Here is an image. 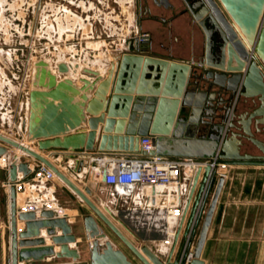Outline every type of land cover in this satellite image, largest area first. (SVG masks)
<instances>
[{
	"label": "water",
	"instance_id": "obj_1",
	"mask_svg": "<svg viewBox=\"0 0 264 264\" xmlns=\"http://www.w3.org/2000/svg\"><path fill=\"white\" fill-rule=\"evenodd\" d=\"M183 2L206 36L204 55L199 61L181 63L145 56L146 47L138 43L134 53L114 57L120 61L108 78L99 69L92 70L60 58L54 63L41 59L34 64L29 109L21 123L22 137L30 145L0 133V158L9 161L7 182L16 183L19 174L23 179L33 174L29 161L22 157L27 156L48 166L92 213L82 219V231L77 232L82 238L79 246L70 248V244H77L74 228L77 229L79 223L70 224L66 217L57 216L52 209L42 210L40 219L36 218L35 211L18 213L17 193L12 185L8 190L9 264L39 262L50 257L76 262L82 257L80 248L85 247L90 264H179V257L173 258L191 199L176 232L175 243L167 258H163L148 246H135L111 219L110 210L103 211L92 200L93 191L89 186L79 187L44 156L54 151L82 152L79 157L82 166L96 151L99 154L146 155L140 149V142L147 136L152 137L155 147L149 155L206 159L218 155L216 166L205 168L191 218L183 232L186 238L197 213L189 264H204L203 251L226 184V176H217L219 165L264 166V141L255 137L252 130L253 120L264 123V0ZM234 23L240 27L244 38ZM247 44L255 45L258 59L250 61ZM153 70L154 83L149 88L148 77ZM176 73L179 82L174 87L170 80ZM76 82L82 86H77ZM201 88L218 89L228 95L234 105L242 99L250 108L240 122L242 128L228 122L231 108L219 116L220 123L214 124V111L207 108L210 97L207 90ZM207 126H211V132L200 135ZM244 140L254 145L259 153L242 152ZM73 157L72 154L67 156ZM202 171L200 168L195 176L194 189ZM101 181L105 183L106 171L102 172ZM142 189L144 194L150 191L153 195L152 205H156V195L164 194L150 184L142 185ZM157 211L161 213L160 209ZM18 220L25 221V230L18 232ZM164 220L167 222L168 216ZM43 228L51 237L52 246H45V239L40 238ZM57 230L62 234L58 236ZM112 234L135 256L134 260L117 246ZM55 245L60 247L58 252ZM186 256L185 252L184 260Z\"/></svg>",
	"mask_w": 264,
	"mask_h": 264
},
{
	"label": "crops",
	"instance_id": "obj_2",
	"mask_svg": "<svg viewBox=\"0 0 264 264\" xmlns=\"http://www.w3.org/2000/svg\"><path fill=\"white\" fill-rule=\"evenodd\" d=\"M34 2L35 0H33V3ZM43 2L46 1L43 0ZM56 3H58V5L65 4L68 8L72 5L74 8V12L72 11L73 13L71 12V14L74 15L76 19L75 29L73 30V35L76 39L75 42L67 43L69 39L67 32L65 31L63 33V31H61L62 29L59 27L56 30H52L50 21L49 24L46 25L45 12L47 10L51 13L58 12L56 9L58 5L54 7L55 11L51 4H46L47 6H45V3L43 4L44 30L42 32L46 35L48 43L46 46H43L44 48L38 51L39 48L34 40L33 42L35 44H33L34 47L32 50L27 49L23 44L12 45L7 42L5 38L4 42L0 41V83H10L11 86L12 84H17L15 88L7 85V89L4 88L6 89V94L3 93L2 90L0 91V99L6 108V111L0 113V126L3 129H16L18 132L21 131L22 120L25 118L29 109L28 96L29 92L32 90L33 67L34 64L41 59L50 61L51 63H54L58 58L65 61H75L78 62L80 66H87L92 70H101L103 75L108 78L116 71L118 62L120 61V59H117V61L114 57L125 53H134V48L138 46V43L146 47V51L143 53L145 56L168 61L190 63L199 61L204 55L206 36L201 26L188 12L183 0H74V3L72 0H58ZM79 19L80 23L78 22ZM263 22L264 14L262 17V23ZM234 24L240 35L244 38L240 27L236 23ZM12 31H15V29L10 28L8 30L4 26L0 27V34H12ZM143 34H148L150 36L148 42H140V38ZM116 36H119L117 42L115 41ZM53 39L58 42L57 46L52 44ZM16 48H18L17 51H15ZM37 53L39 55H36ZM21 68H25L26 71L28 70V77H25L27 79L19 77ZM153 75L154 70L151 71L148 77L150 78L148 82L149 88H151L154 83ZM59 78L63 79L64 77L59 76ZM27 80L30 84L28 87L26 86L25 89L23 86ZM170 82L171 85L175 87L179 82V75L177 73L174 74ZM76 85L79 87L82 86L79 82H76ZM201 89L207 90L208 96L210 97L211 102L210 105H207V108L213 109L214 111L212 114L214 124L220 123L219 116L223 115L226 110L231 108L228 122H234L237 128H242L240 122L243 120V116L246 117L248 112H250V108L244 105L242 99H239L238 103L234 105V103H231V98L228 95L220 93L218 89ZM203 114L207 115V112L204 111ZM205 128V131L199 132L200 135H208L209 132H211V126ZM88 130L89 129H86V131ZM252 130L255 137L264 141V123L253 120ZM234 131L237 130L234 129ZM99 134H101V130H99ZM25 142H27L26 138H24V143ZM243 143L241 151L252 153L247 150L248 144L244 141ZM26 144L30 145L28 142ZM71 154L74 157L67 158V156ZM81 154L83 153L54 151L47 152L44 156L79 187L83 188L84 186H89L93 191L92 200L97 203L103 211L106 209L110 210L113 216L111 219L116 217L114 211L120 199L124 202L132 200L136 206H140L142 210L149 212V215L146 216L149 222L146 223L147 226L145 229L152 235L136 239L133 232L129 234L126 233L124 229L119 228L135 246H148L152 251L158 254V256L167 258L175 243V237L170 236L169 233L178 230L183 218V216L182 218L173 217L169 215L167 211L176 207H181L185 212V208L191 199L182 234L176 243V250L173 258V260H176L179 257L182 244L185 240L183 232L186 230V224L191 218L206 167L202 168L203 171L198 178L195 189V176L198 170L193 176L186 173L184 178L185 184H181L179 188L173 186L167 188L156 187L160 193L164 194L156 195V205H152L153 195L150 191L144 194L142 185L138 186L132 196L129 197L118 195L113 189L108 195L104 190L106 185L92 171V164H94V161L92 159L90 161H84V164L81 166L82 161L79 158ZM126 155L130 154L108 152L99 154L96 151L93 154V159L104 156ZM22 157L24 160L29 161L31 168H36L38 165V162L35 160L24 155ZM196 159L209 160L206 158ZM0 160L5 163V165L3 164L2 166V173H0L1 185L8 180L9 161L8 158L5 159L3 157H1ZM228 167L236 168L241 166ZM248 167L264 168V166ZM81 168L82 172H79ZM18 177L19 180L23 179L22 174H19ZM188 181H190L189 185ZM244 190L245 189L241 188L237 191L228 188L225 184L203 251L202 259L204 260V264H264V229L262 231L256 230V232L253 230L251 234L245 236L243 230L240 228L248 225L240 223L244 212H238L240 210L243 211L244 208L240 209L237 202L230 201L233 199L230 197L231 195L241 194ZM6 193V218L0 221V234L2 238V242H0V264H5L7 260L9 264V258L11 256L10 200L7 189ZM251 193L260 197L254 198L251 201L246 200V202H251V206L254 205L250 213L252 219L255 221L257 220L256 223L254 221V223L250 225L254 227L263 226L264 228L263 223L259 224V220L264 217V187L258 190L252 189ZM241 202L244 203L245 200ZM27 205L37 206L35 210L37 219L41 218L40 212L42 210L52 209L57 212V216L66 217L70 224L74 225L79 223V227L77 229L74 228V232L76 233L82 231L81 225L83 217L92 213L88 206L58 177L46 183H37L33 180L26 182L23 191L17 194L18 213L23 211V208ZM159 209L161 212L164 210L163 215H161L162 213L158 215L153 214V211L155 212ZM167 215L168 221L164 227L160 222L164 220ZM25 228V221L18 220V232L25 230ZM61 234V231L57 230V235L59 236ZM77 236V244H70V248H77V246H79L78 244L81 242L82 238L80 237V233H77ZM40 238L45 239V246L53 245L51 237L47 235L46 228L41 229ZM113 240L131 259H135V256L132 255L119 239L113 238ZM54 247L56 252L60 250L59 246L55 245ZM80 250L82 257L76 262L70 259L50 257L44 261L20 264H90L87 247L84 249L80 248Z\"/></svg>",
	"mask_w": 264,
	"mask_h": 264
},
{
	"label": "built area",
	"instance_id": "obj_3",
	"mask_svg": "<svg viewBox=\"0 0 264 264\" xmlns=\"http://www.w3.org/2000/svg\"><path fill=\"white\" fill-rule=\"evenodd\" d=\"M17 0H6L5 4L0 0V4H3V7L7 8V4L13 5ZM35 3V2H34ZM34 3L29 5L27 9L35 10ZM45 3V6L51 4L53 9L58 5L54 0H48ZM43 3V4H44ZM56 3V4H55ZM47 4V5H46ZM43 8V7H42ZM67 6L65 4H59L56 9L58 12L51 13L46 11V25L49 24V21H55V14L58 16H63L67 14ZM55 10V9H54ZM9 12V13H6ZM56 11V10H55ZM5 13L9 14L8 17H3L7 22L13 24L14 21H18V18L15 17V13L5 9ZM60 13V14H59ZM4 14V13H3ZM2 15V14H1ZM2 17L0 16V19ZM34 22V21H33ZM31 22V23H33ZM0 23L2 24L1 20ZM24 24L25 21H22ZM16 26V25H15ZM15 28H18L16 26ZM32 30V27L29 26V32ZM32 32V31H31ZM18 31H12V34H17ZM150 36L148 34H143L140 38V42H148ZM12 45H17L14 41L9 42ZM34 42L23 44L27 49L32 50L34 47ZM248 51L250 53V61L258 59L255 53V45L247 44ZM16 48L15 51H17ZM21 142H24V137L21 138ZM140 149L142 152L147 153L146 155H126V156H110V157H96L92 158L94 164H92V171L99 177L101 180L102 172L106 171V181L105 185L111 187L118 195L129 197L132 196L134 191L138 186L144 184L154 185L158 188H167L170 186L179 188L181 186V178L184 173L195 174L200 168L210 166L213 169L218 160V155L213 159L202 160L192 157H172L160 154L149 155L151 151L155 150V147L152 143V137H144L140 142ZM228 166L225 164L219 165L217 176H225L222 172L223 169H226ZM56 174L46 165L38 163L36 168H33V174L27 179L18 180L16 183L12 184L10 182H4L2 186L9 190V188L14 185L16 193L19 194L23 191L25 183L33 180L37 183L50 182L56 179ZM207 188V184L205 190ZM204 190V193H205ZM203 193V194H204ZM49 206L48 204H45ZM37 208L36 205H27L23 208V211H35ZM167 213L176 218H182L184 215V209L181 207H176L167 211ZM168 216V215H167ZM197 222V213L193 219L191 226L188 229V235L186 236L184 243L182 245L181 252L179 254V264H189L192 260V250L195 241V229ZM197 230V229H196ZM176 231L169 233L170 236L175 237ZM169 242V241H167ZM187 253L186 259H183V256Z\"/></svg>",
	"mask_w": 264,
	"mask_h": 264
},
{
	"label": "rangeland",
	"instance_id": "obj_4",
	"mask_svg": "<svg viewBox=\"0 0 264 264\" xmlns=\"http://www.w3.org/2000/svg\"><path fill=\"white\" fill-rule=\"evenodd\" d=\"M11 3V0H9ZM44 1H48V0H44ZM55 2H58V0H54ZM6 2V0H3L2 3ZM72 2L74 3V0H72ZM7 3V2H6ZM43 0H35V10L32 11L31 9H27V7L29 5L33 4V0H17L13 5L11 4H7V8L10 11H13L15 13V17L18 18V21H14L13 24L7 22V20L3 19V17H8L9 13L6 11L5 13V7H3V4H0V16L2 17L0 20L2 22V24L0 23V27L4 26L6 27L8 30L10 28L15 29L18 31L17 34H8V35H4V34H0V41L4 42V38L7 40V42H12L14 41L16 44H26V43H30L31 41L36 43V45L38 46L39 50L44 48L43 46H46L48 41L46 39V35L43 34ZM70 8H67V14L64 16H58L57 14H55V18H56V22L52 21L50 22V27L52 30H56L58 27L60 29H62L61 31H63V33L66 31L68 34V42L67 43H73L75 42V37L73 35V30L75 29V17L74 15L71 14V12H74V8L72 5L69 6ZM72 12V13H73ZM4 13V14H3ZM2 14V15H1ZM22 21H25V23L23 24ZM34 21V22H33ZM46 21V20H45ZM33 22V23H31ZM78 22L80 23V19L78 20ZM18 26V28L16 29L15 27ZM32 27V32L28 31V27ZM47 29V28H46ZM59 30V29H58ZM68 30V31H67ZM71 35V36H69ZM119 36L115 37V41L117 42ZM53 43L56 46L58 45V42L55 41V39L52 40ZM34 43V44H35ZM37 51V52H38ZM36 55H39L38 53ZM28 71V70H27ZM25 68H21L20 71V78H25L28 77V73H27ZM27 73V75H26ZM27 79V78H25ZM29 82L27 80V82H25L24 84V88L26 89V86H29ZM15 88L16 87V83L15 84H11L10 83H4L1 82L0 83V91L2 90L3 93L6 94V89L8 86ZM15 85V86H14ZM6 88V89H4ZM5 105L2 104V100L0 99V113L5 110ZM1 117V116H0ZM1 122V119H0ZM0 133H2L3 135L10 137L14 140L17 141H21V131H16V129H3L0 126ZM244 142L247 145V150H249L252 153H259L258 149L254 146H252L248 141L244 140ZM23 144H26V142ZM27 145V144H26ZM18 152V151H16ZM1 163V162H0ZM8 163V162H7ZM5 165V163H4ZM2 166L0 164V173H2ZM222 172L225 174L226 176V186L228 188H232L234 190H240L241 188L248 190V191H242L241 194H237V195H231L230 197H232L233 199L230 200L232 202H237L239 205V208H244L243 211H238V212H244V214H242V221L240 223H244L247 224L248 226H243L240 229L243 230L245 236H248L249 234H251V232L253 230H259L262 231L264 228L259 227V226H252L250 224L254 223V219H252V215L250 213V210H252L253 206H251V202H246V200L251 201L254 198H259L260 196H256L253 195L251 193L252 189H261L264 187V168H259V167H248V166H241V167H236V168H230L227 167L226 169H223ZM185 175L186 173H184L182 175L181 178V184L184 185L185 184ZM192 175L193 174H189ZM190 181H188V185H189ZM104 190L106 191V193L110 194L112 191L111 187H104ZM258 192V191H257ZM212 193V192H211ZM108 194V195H109ZM245 200L244 203H242L241 201ZM144 207V206H143ZM7 208V193H6V188H4L2 186V184L0 185V221H2L3 219L6 218L5 216V210ZM142 207L140 206H136L134 204V202H132V200H129L127 202H124L123 200H119L116 208H115V213L116 217H114V222L118 225V227H120L121 229H124L126 231V233H134L136 239L139 238H143L152 234H149L148 231H146L147 229L146 226L149 221H147L146 216L149 215V212L144 211L141 209ZM164 211V210H163ZM160 212L159 211H153V214L158 215ZM162 213V214H161ZM160 214L163 215V212H161ZM264 213V212H263ZM5 216V217H4ZM254 218V217H253ZM257 222V220L255 221V223ZM160 223H162V225L167 224L165 220H162ZM263 223L264 224V217L263 219L259 220V224ZM163 228V226H162ZM113 238L115 239L116 237L112 234ZM117 239V238H116ZM0 242H2V238H1V234H0ZM183 245V244H182ZM181 248V247H180ZM5 264H8V260L5 262Z\"/></svg>",
	"mask_w": 264,
	"mask_h": 264
},
{
	"label": "bare ground",
	"instance_id": "obj_5",
	"mask_svg": "<svg viewBox=\"0 0 264 264\" xmlns=\"http://www.w3.org/2000/svg\"><path fill=\"white\" fill-rule=\"evenodd\" d=\"M26 143H27V142H26ZM0 162H1V163H0L1 165H3V164H4L2 160H0Z\"/></svg>",
	"mask_w": 264,
	"mask_h": 264
}]
</instances>
